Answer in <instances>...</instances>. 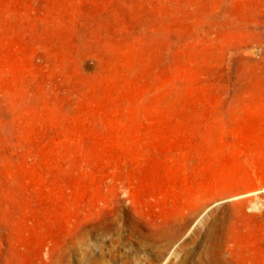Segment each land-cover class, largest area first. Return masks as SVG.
<instances>
[{
  "label": "rangeland",
  "instance_id": "1",
  "mask_svg": "<svg viewBox=\"0 0 264 264\" xmlns=\"http://www.w3.org/2000/svg\"><path fill=\"white\" fill-rule=\"evenodd\" d=\"M0 264H264V0H0Z\"/></svg>",
  "mask_w": 264,
  "mask_h": 264
}]
</instances>
